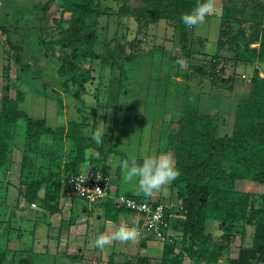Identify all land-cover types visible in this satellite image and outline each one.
Instances as JSON below:
<instances>
[{"label": "trees", "instance_id": "obj_1", "mask_svg": "<svg viewBox=\"0 0 264 264\" xmlns=\"http://www.w3.org/2000/svg\"><path fill=\"white\" fill-rule=\"evenodd\" d=\"M139 1V6L122 10H126L124 14L133 20V32L119 22V34L108 38V43L104 44H108L106 54L99 52L95 46L94 19L102 13L95 10L93 0H60L59 18L55 20L56 33L48 35L44 26L39 28L40 36L51 38L45 41L40 37L48 50H53L54 46H71L70 53L58 56L60 63L56 67V74L69 78L74 84V97H79V93L85 90L84 84L95 78L99 80L97 85L103 83L100 70L110 72L116 65L119 66V62L130 61L138 55L143 45L139 36L145 33L149 24L164 20L174 30L176 43L185 41L189 29L182 23L181 13L190 11L197 0ZM237 11V8L229 6L222 10L221 16L228 18ZM63 13H68L66 20L61 17ZM62 23L67 26H61ZM82 31L85 34L80 37ZM222 33L223 30H220L217 44H222ZM226 40L235 49L237 63L258 66L264 61V25L256 24L247 35L237 31ZM82 44L86 46L79 49ZM250 44L256 46L251 47ZM77 56L82 57L87 68L74 62ZM15 60H18L17 56ZM95 60L98 66L94 67L92 62ZM185 78L188 79V76ZM248 82L246 96L238 99L234 105L229 134L217 135V128L223 122L218 114L184 105L179 108L173 122L174 129L166 137L165 143L166 153L171 154L180 171V176L168 185L173 200L170 203L160 197L151 198L154 203L165 205L166 225L161 227V232L167 241H159L161 250L155 255L158 264H182L186 258L190 264H218L222 250L226 249L224 252H227L233 246L236 252L226 259V264L264 263V194L241 187L246 184L264 186V74L260 76L259 71L254 69ZM10 85L9 80L6 81L0 93V173H6L14 166L13 151L17 149L19 159L13 171L17 175L14 186L23 188L20 196L28 205L34 204L33 201L39 196L44 202L57 204L58 198L67 190V178L84 165L100 166L101 173L109 176L105 165L108 153L117 152L123 160L126 159L111 142L108 149L103 151L102 143L96 144L91 134H85V129L92 126L85 116H81L80 120L68 119L54 129L47 127L43 118L29 117L18 106L22 94L17 90L15 96H10ZM97 85L95 92L99 88ZM56 109L57 113H61L59 101ZM95 115L94 106L92 119ZM18 120L23 122L21 140L15 137ZM44 137L47 138L45 142ZM58 139L67 140L70 145L69 157L61 166L56 162L58 153L51 144ZM48 140L49 143L46 142ZM115 173H118V166ZM2 182L6 181L0 180V187ZM40 191L42 193L39 195ZM118 193L115 186L113 194ZM137 196L149 199V196ZM0 199V203H5L7 198L0 194ZM104 201L105 215L111 222H116L122 212L131 214L125 208L116 206L109 197ZM52 205L49 206L51 210L55 208ZM8 209V215L15 211L7 206ZM209 223H215L219 230H223L225 235L222 241H216L207 231L206 225L209 226ZM246 226L252 227L248 245L243 243ZM134 227L138 229L139 222ZM234 228L239 229L235 237L231 234ZM144 245V240H140V250ZM6 251V248H0V264H16L17 255L7 259ZM137 259L147 264L145 261L150 258L139 253Z\"/></svg>", "mask_w": 264, "mask_h": 264}, {"label": "rangeland", "instance_id": "obj_2", "mask_svg": "<svg viewBox=\"0 0 264 264\" xmlns=\"http://www.w3.org/2000/svg\"><path fill=\"white\" fill-rule=\"evenodd\" d=\"M93 2L95 10L102 13L94 19L93 28L97 36L95 46L99 52L106 54L108 44L105 46L104 44L108 43V38L119 34L121 30L118 27L119 22L133 32V20L124 14L127 13L126 10H122L137 7L140 1L93 0ZM59 6L60 0H0V93L2 86L9 80L10 96H15L17 90L22 94L19 108L31 118H43L45 125L51 129L68 119L80 120L81 116L87 118V122L92 125L89 128L92 129L102 121L101 127L106 130L102 150L106 151L111 142L114 149L123 153L129 160H142L147 155L166 153V139L174 129L173 122L181 105L218 114L223 122L217 128V135L229 134L235 101L245 97L248 81L254 69L259 71L260 76L264 74V61L258 66L253 63H237L235 49L226 40L237 31L247 35L256 24L264 25V0H216L218 13L206 17L205 23L198 27L188 28L187 38L183 43H176L174 30L166 21L149 24L144 30L145 33L139 36L143 40V45L138 55L130 61L119 62L120 68L116 65L110 72L100 70L103 83L97 85L99 80L95 78L84 84L85 90L79 93V97H74L76 89L74 84L69 78L56 74V67L60 63L58 56L70 53L71 46L65 48L54 46L53 50H48L40 37L45 41L51 38L39 34V28L43 26L48 35L56 33L55 20L59 18ZM229 6L239 11L232 12L228 18H222V10ZM227 15H230V12H227ZM61 17L66 20L68 13H63ZM61 26L67 25L62 23ZM90 30L92 28L88 29L89 32ZM220 30H223V41L222 44H217ZM84 34L82 31L79 36L82 37ZM254 45L250 44L251 47ZM85 46L86 44H82L79 49ZM15 56L18 60H15ZM179 59L185 61L184 67L176 63ZM212 59L215 61L212 62ZM74 62L84 69L87 68L81 56H77ZM97 62V60L92 62L94 67L98 66ZM96 85L99 88L95 92ZM57 101L61 103V113H57ZM94 106L95 121L91 117ZM16 123L15 137L21 140L23 122L18 120ZM46 139L44 137L43 142ZM46 142L49 143V140ZM51 144L58 153L56 162L60 163V166L64 165L69 157L68 141L58 139ZM13 156L14 163L18 164L17 149L13 151ZM121 160L123 159L115 152L108 153L105 161L111 176L108 180L111 191L116 186L113 182L119 175L118 164ZM117 166L118 173H115ZM4 179L5 175L3 178L0 173V180ZM241 187L264 194V186L254 187L246 184ZM9 188L8 183L2 182L0 194H4L7 199L5 203H0L2 215L0 248L9 246L7 241L11 238V231L19 228L24 232L22 234L24 244L28 245L27 241L33 237L34 248L40 245L48 246L47 253L41 250L32 256L35 264L41 261L50 263L55 261V258L61 261L60 264H76L77 257L70 250L75 244L72 241H67L68 250L64 256L59 257L61 254L56 255L54 252L55 238L58 234L56 210L59 204L44 202L39 196L33 201L34 207H31L20 196V190L23 189L21 186H14L15 191ZM116 189L123 193L138 194L133 185L125 184L122 180H119ZM41 193L40 191L38 194ZM65 194L66 190L62 196ZM14 197L17 199L13 200ZM155 197H160L164 201L169 200L170 203L173 200L168 185L149 196L150 199ZM104 200L88 204L79 197L75 198L76 208L68 212L63 209L61 217L59 216L62 226L72 220L77 213V206L80 208L83 205L98 212L100 207L104 206ZM46 204L55 208L51 210ZM7 206L15 210L10 215L9 209L6 210ZM124 215L123 212L120 213V217L125 218ZM125 219L127 223L131 220L127 217ZM262 219L264 221V215ZM210 226L216 227L215 223L206 225L207 231L212 233L216 241H222L225 235L223 230L220 229L214 235ZM251 232L252 227L246 226L244 245H248ZM238 233L239 229L234 228L231 231L233 237ZM154 239L157 240L156 237ZM225 250H222L220 256L222 259H219L224 263L232 252H236V247L229 248L227 252H224ZM108 254L113 257V253ZM116 258L119 261L122 259L121 255Z\"/></svg>", "mask_w": 264, "mask_h": 264}, {"label": "crops", "instance_id": "obj_3", "mask_svg": "<svg viewBox=\"0 0 264 264\" xmlns=\"http://www.w3.org/2000/svg\"><path fill=\"white\" fill-rule=\"evenodd\" d=\"M16 163H14V166L10 169V171L6 173H1V176L3 178L5 175L4 181L12 184L9 185L10 190L13 189L14 184L17 181V177H16L17 175L16 173L14 174L13 172L17 167ZM107 175H108V171H107ZM109 179H111L110 175H109ZM119 180H122L121 169L119 171V175L115 178V181L113 182V184L116 185V188L118 187ZM116 190L117 192H119L118 189ZM13 191L15 190L13 189ZM119 193H123V192L120 191ZM125 193L131 194L130 192H125ZM75 198L77 197L65 196V195L64 196L61 195L58 198L59 208L58 210H56V212L58 213V216L56 217V221L58 223L57 225L58 234L57 237L55 238L56 242L54 243V252H56V255H58L59 253L61 254V256L59 257L64 256L65 252L68 250L69 243H67V241L68 242L72 241L75 244L74 246L70 247V250L74 252V255L77 257L76 264H142L143 262L142 261L140 262L137 259L139 253L150 258L147 259L145 263L158 264L155 255L157 254V252L161 250V243L155 240L154 237L151 236L146 231H141L137 239L132 241V243L127 242L128 244L127 243L121 244L118 243L117 241H113V243L110 246L105 247L104 251H101L99 248L94 247L95 238L99 233H103V232L111 233L115 231V229L119 227V225L122 223L127 224L129 227H134L135 224L131 214L124 213L125 218L127 217L128 220L131 219L130 221H128V223L125 222L126 219L123 216L120 217V214L117 216L116 222H111V220H108V217H106L105 215L104 206H101L99 211L97 212L96 210L95 212L92 211L91 208L84 207L83 205L80 204L81 206L80 208H78L77 206V213L74 215L72 220L67 225L62 226L61 223L62 220L60 219V217L61 214L63 213V209L65 210V212L71 211L76 204ZM14 214L16 215V213ZM210 228L212 229V232H214V235L220 231L217 226L216 227L210 226ZM23 233L24 232H21V229L19 228H16L13 231H11V236H10L11 238L7 241V244L9 243V246L5 247L7 250L6 258L10 259L16 254L17 255L16 264H33L35 261H33L32 256L40 252L41 250L44 253H47L48 246L40 245L39 247L34 248L33 237H30L29 241H27L28 245L24 244L23 242L24 237H22ZM21 240L22 242H20ZM140 240H144V244H145L144 248H142L141 250L139 248ZM108 252L113 253V257H111L108 254ZM118 255H121L122 257L121 261L116 260L117 259L116 256ZM233 255L234 253L232 252V255L230 256ZM53 257L55 258L56 256L53 255ZM60 263L61 261L56 258L55 261L53 262L51 261L50 263H46L43 261H41L40 263L38 262V264H60ZM182 264H190V263L189 260L186 258ZM218 264H225V263L222 262V260H219Z\"/></svg>", "mask_w": 264, "mask_h": 264}, {"label": "clouds", "instance_id": "obj_4", "mask_svg": "<svg viewBox=\"0 0 264 264\" xmlns=\"http://www.w3.org/2000/svg\"><path fill=\"white\" fill-rule=\"evenodd\" d=\"M217 13L216 0H197L190 11L181 13V21L187 28L192 29L205 23L206 17ZM176 63L181 67L185 66L183 59L177 60ZM101 122L95 125L94 129H85V134L90 133L91 139L98 145L103 143L106 132L101 127ZM118 166L121 169L122 181L125 184L133 185L135 191L144 196L153 195L180 176L175 160L169 153L147 155L139 162L137 159H124L119 162ZM87 178V176L76 178L79 190L81 182ZM99 178L100 176L97 174V179ZM99 189V187L96 188V190ZM138 235L139 232L136 227H129L122 223L111 233H99L95 238L94 247L104 251L105 247L110 246L113 241L123 244L136 240Z\"/></svg>", "mask_w": 264, "mask_h": 264}, {"label": "built area", "instance_id": "obj_5", "mask_svg": "<svg viewBox=\"0 0 264 264\" xmlns=\"http://www.w3.org/2000/svg\"><path fill=\"white\" fill-rule=\"evenodd\" d=\"M95 165H84L82 168L73 175H70L67 180V190L65 196H77L84 200L86 203H96L111 198L113 203L121 208L131 212L134 224L139 222L138 232L140 230L153 234L161 243L167 241L161 232V227L165 226L164 212L165 205L154 203L149 198H140L137 195H126L123 193L113 194L109 187V176H104L99 168ZM97 174L100 176L97 179ZM88 177L81 182L80 190L77 187L76 178ZM100 188L96 190V188ZM34 207V204H30Z\"/></svg>", "mask_w": 264, "mask_h": 264}]
</instances>
